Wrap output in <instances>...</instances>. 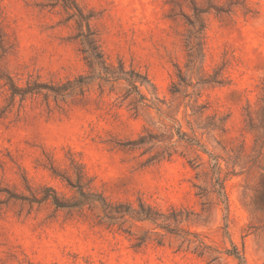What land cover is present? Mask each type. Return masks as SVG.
I'll use <instances>...</instances> for the list:
<instances>
[{
    "label": "rangeland",
    "instance_id": "1",
    "mask_svg": "<svg viewBox=\"0 0 264 264\" xmlns=\"http://www.w3.org/2000/svg\"><path fill=\"white\" fill-rule=\"evenodd\" d=\"M73 1L92 14L88 21L106 60H121L148 75L160 98L170 101L176 66L187 61L184 15L192 14L189 1ZM249 2L259 10L257 18L207 15L204 68L211 73L226 63L229 78L228 85L206 89L201 99L209 104V114L228 117L226 132L216 136L219 145L208 146L222 158L231 149L242 148L245 155L253 149L244 109L256 106L264 82V0ZM71 6L70 0H0V69L17 85L59 83L88 72L80 52L79 18ZM6 82L0 79V184L28 200H9L0 193V264H208L207 257L199 258L169 235L162 246L149 242L133 248L135 238L151 227L127 222L122 230L108 228L94 194L135 207L142 200L162 211L186 208L201 215L200 225L188 228L213 249L210 254L232 250L233 243L246 264H264L263 171L229 178V213L216 202L203 213L193 187L202 179L195 180L185 158L144 166L150 153L126 146L146 128L157 131V118L153 126L148 114L136 116L127 104L120 106L116 95L101 96L97 86L84 100L63 103L40 95L12 102ZM76 167L85 179L73 188L66 178L76 183ZM48 188L81 204L59 208ZM222 263L238 264L225 254Z\"/></svg>",
    "mask_w": 264,
    "mask_h": 264
},
{
    "label": "trees",
    "instance_id": "2",
    "mask_svg": "<svg viewBox=\"0 0 264 264\" xmlns=\"http://www.w3.org/2000/svg\"><path fill=\"white\" fill-rule=\"evenodd\" d=\"M70 1L71 8L79 18V37L82 39L80 52L88 72L64 82L46 84L33 80L28 81L25 86H19L11 76L0 69V79L7 81L10 100L13 102L20 98L24 102L29 97L43 95L52 96L56 102L60 100L66 103L67 99L75 97L84 100L86 93L95 86L101 96L116 95L120 106L127 104L136 116L146 113L150 121H153V126L157 123L160 125L157 131L146 128L137 140L126 144L131 150H143V154L150 153L143 165L171 161L175 156L185 158L187 164L196 172L195 180L202 179L201 185L193 186L198 190L196 197L202 200V212H208L209 206L216 202L224 207L226 214L229 213L226 191L229 178L253 170L264 172V82L256 106L253 108L248 104L244 109L245 128L254 136L252 154L245 155L242 148L226 152V158L211 152L208 146L210 142L219 145L216 136L226 132L228 117L209 114V104L203 103L201 99L206 89L228 85L229 78L226 76V63L219 65L211 73L204 68L207 15L213 11L219 18L233 20L241 15L245 19H254L258 17L259 10L249 0H205L203 3L188 0L192 14L184 15L189 26L184 39L187 61L184 67L176 66L175 80L169 88L171 100L166 101L160 98L157 87L148 75L132 67L127 68L121 60L116 63L106 60L98 36L88 21L92 14H85L73 0ZM3 38L0 32L1 45ZM43 91L46 94H43ZM156 118L157 123L154 122ZM181 148H184V151L180 152ZM204 156L208 157L207 162ZM221 161L225 162L226 169H223ZM237 168L240 172H237ZM76 169L75 184L70 178H66L73 188L80 187L85 179L84 172L80 168ZM51 170L54 174L58 173L54 167ZM45 191L52 192V203L59 208H74L81 204L78 201L64 200L49 188ZM0 193H6L9 200H28L2 184ZM81 195L84 196L83 193ZM94 197L101 205L104 225L108 228L118 226L119 230H122V226L127 222L138 223L144 229L151 227L142 236L135 238V249H141L149 242L162 246L163 239L169 235L180 239L181 247L186 245L187 250L193 248L192 253L199 258L207 257L208 264H223V254L234 258L238 264H246L243 253L233 243L232 250H226L224 253L216 250V256L210 254L213 249L199 234L188 228L190 225H200V214L174 206L162 211L142 200H139L135 207L131 203L110 202L98 194H94ZM124 233L135 237L129 231Z\"/></svg>",
    "mask_w": 264,
    "mask_h": 264
}]
</instances>
